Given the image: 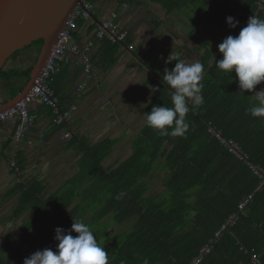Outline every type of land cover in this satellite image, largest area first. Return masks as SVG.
Returning <instances> with one entry per match:
<instances>
[{"label": "trees", "instance_id": "trees-1", "mask_svg": "<svg viewBox=\"0 0 264 264\" xmlns=\"http://www.w3.org/2000/svg\"><path fill=\"white\" fill-rule=\"evenodd\" d=\"M91 1L95 5L96 0ZM114 1L121 8L125 2L135 3ZM154 2L168 15L191 10L198 26L220 32L224 38L239 35L253 15L264 19L259 0ZM229 16L239 21L235 28L228 25ZM84 23L82 20L78 23L75 37ZM116 23L119 33H123L119 18ZM98 24L96 21L93 25L96 31ZM124 33L123 41L103 39L100 42L97 65L104 73L117 64L120 51L131 46V34ZM196 33L193 30L189 42L178 47L175 53L187 63L199 61L204 66L201 93L204 103L187 114V132L175 137L160 135L144 119L133 136L130 153L115 163L111 158L117 141L106 138L93 143L72 132L69 146L79 148L82 158L78 173L71 178L67 189L44 201L39 195L42 190H28L22 195L25 204L30 203L28 198L35 200V225L49 224L55 233L57 227L67 231L74 221H83L91 226L109 254V264L122 261L144 264L146 259L148 264H192L230 215L239 212V206L259 186L260 178L242 160L231 155L210 134L209 127L221 130L224 138L235 140L252 164L264 168V118H255L246 112L254 103V92H240L235 72L224 73L216 67L215 61L222 59L218 45L211 38L201 40ZM42 45L43 41L39 40L25 51L39 52ZM21 53H15L12 58ZM164 59L146 62L150 74L141 94L145 98L141 114L144 118L154 106L172 107L171 90L162 76L166 67L171 70L176 62L166 63ZM6 65L0 71V80L11 85L12 99L26 86L32 67L23 72H7ZM54 88L63 109H68L69 103L77 99L76 91L63 98L56 82ZM152 88L158 90L153 93ZM257 88L264 89V82ZM189 107H192L191 101ZM67 127L66 122L55 129L67 132ZM115 226L119 229H113ZM254 259L264 264V190L254 195L237 224L223 232L201 264H255Z\"/></svg>", "mask_w": 264, "mask_h": 264}, {"label": "crops", "instance_id": "crops-1", "mask_svg": "<svg viewBox=\"0 0 264 264\" xmlns=\"http://www.w3.org/2000/svg\"><path fill=\"white\" fill-rule=\"evenodd\" d=\"M132 1L135 3L131 5L125 2L129 6L125 9L119 7L114 0H96L93 19L84 23L74 38V44L79 45L90 38H96L98 29L96 31L94 28V22L98 21L100 24L113 12L119 11L120 29L131 34L132 43L128 49L124 48L120 51L117 64L104 73L97 65L102 40L95 39L96 47L92 54L93 80L81 98L69 103L71 106L77 103L78 109L67 122V132L56 131V126L52 124L50 110L37 103L30 105L31 112L38 118L25 141L20 143L14 141V121L1 125L0 264H23L25 258L38 250L50 248L55 251L57 248L56 233H53L50 225L34 224L37 207L35 200L28 198L30 203L25 204L22 195L28 190H42L39 195L44 201L49 200L51 195L67 189L71 178L78 173L82 155L79 148L70 147L69 141L62 139L65 133H78L93 143L111 138L117 141L113 149L112 163L125 159L117 155L116 150L122 147V140H125V135L131 128L129 124L125 126L117 116L116 109L120 108L117 103L118 94L124 89L126 94L135 89L136 80L141 75L142 87L141 92L139 90L134 98L136 104L134 99H125V101L129 100L127 116H130L129 110H131L134 118H139L143 105L138 103L142 100L140 97L150 74L145 63L148 46L158 45L156 55L149 58L148 62L157 61L159 58H165L164 62L167 61L170 55L176 53L179 35H182L174 22H180L179 24L183 26L187 25L186 18L184 19L179 12L168 15L154 0ZM188 37L189 33L183 36L182 43H186ZM37 54L35 50L21 53L7 63L6 71L23 72L30 69ZM161 67L163 68L164 65ZM82 68L72 54H69L62 62L55 81L61 97L65 98L76 91L78 84L85 77ZM127 85H131V88L125 87ZM10 86L5 80H0V105L11 100ZM111 94L117 95V98L114 99ZM120 101L122 102L121 98ZM134 108H136L135 112ZM123 109H125L124 106ZM41 136H43V144H38ZM18 156H21L22 161L17 166L15 164L20 160ZM34 195L37 196V194ZM57 204L60 205V203Z\"/></svg>", "mask_w": 264, "mask_h": 264}, {"label": "clouds", "instance_id": "clouds-1", "mask_svg": "<svg viewBox=\"0 0 264 264\" xmlns=\"http://www.w3.org/2000/svg\"><path fill=\"white\" fill-rule=\"evenodd\" d=\"M227 23L235 28L239 21L227 17ZM222 59L215 61L216 67L224 73L236 74L240 92H254V103L246 109L255 118H264V89L256 90L264 82V19L253 15L239 35L226 37L218 45ZM175 61V67L165 69L162 80L171 90L172 107L154 106L145 115L148 127L160 135L183 136L189 124L186 116L197 110L203 103V73L201 62L187 63L173 53L166 63ZM158 89L152 88L155 93ZM191 101V109L189 107ZM169 129L171 131L169 132ZM73 232L77 233L73 236ZM57 248L36 251L24 259L23 264H109V254L98 242L94 231L83 221H74L70 230L55 229ZM121 264H124L122 261ZM144 264H148L147 259Z\"/></svg>", "mask_w": 264, "mask_h": 264}, {"label": "built area", "instance_id": "built-area-1", "mask_svg": "<svg viewBox=\"0 0 264 264\" xmlns=\"http://www.w3.org/2000/svg\"><path fill=\"white\" fill-rule=\"evenodd\" d=\"M258 6L264 12V0H259ZM128 4H123V8H128ZM95 14V5L91 0H81L72 14L68 17L65 27L60 32L55 45L46 61L44 68L42 69L39 77L35 80L33 87L27 93L26 97L18 102L14 107L0 114V128L3 123L8 121L15 122L14 141L17 143L25 141L32 128L36 125L38 116L32 114L30 105L33 103L47 106L52 110V124L56 127L62 126L69 121L72 114L78 109V104L74 103L68 109L61 107L60 96L54 88L56 76L59 73V68L62 62L67 58L69 54H72L77 58L78 64L83 67L84 79L78 84L76 92L77 99L81 98L87 89L89 83L93 79V59L92 54L96 47L97 40L108 39L112 42L123 41L126 33H119L116 20L119 18V13H113L111 17L104 20L98 25V31L96 32V38H90L83 44H74V38L76 30L78 29V23L82 21H91ZM210 134L221 143V145L228 150V152L234 157L242 160L250 170L260 178V184L256 190L239 206V212H235L230 215L227 222L222 228L215 234L200 251V256L193 260L192 264H201L205 256L208 255L215 244L219 242L224 231L228 227H233L240 219V215L243 213L244 208L254 198V195L264 190V168L261 166H255L249 161L248 154L244 149L233 139L224 138L222 131L216 129L213 126L209 127ZM72 138V133H65L63 140L69 141ZM38 144H43V136L39 140ZM14 166V164L12 165ZM256 260V261H255ZM255 264H261L258 259H254Z\"/></svg>", "mask_w": 264, "mask_h": 264}, {"label": "water", "instance_id": "water-1", "mask_svg": "<svg viewBox=\"0 0 264 264\" xmlns=\"http://www.w3.org/2000/svg\"><path fill=\"white\" fill-rule=\"evenodd\" d=\"M81 0H0V71L13 55L42 40L24 89L0 105V114L22 101L39 77L68 17Z\"/></svg>", "mask_w": 264, "mask_h": 264}, {"label": "rangeland", "instance_id": "rangeland-1", "mask_svg": "<svg viewBox=\"0 0 264 264\" xmlns=\"http://www.w3.org/2000/svg\"><path fill=\"white\" fill-rule=\"evenodd\" d=\"M186 12V13H184ZM179 14L186 20V24L185 26L183 25H180L179 23L180 22H174L175 25H176V28L177 30L181 31V34L182 35H179V38L178 41H179V45L178 47L180 46H184V44H187V42H189V38L186 40V43H182V41L184 40L183 36H187L188 33L190 35V33L193 31V30H196L197 33L196 34H200V39L201 40H204V39H208L211 38L212 39V43L217 46L219 45L220 43L223 42V40L225 39L224 38V35L220 32H213L211 30H209L208 28H206L204 25H201V26H198V23L195 21V16H194V13L191 12V10H188V11H183L182 12H179ZM179 15V16H180ZM192 29V30H190ZM157 48H158V45H149L148 46V54L145 56L146 58V62L149 61V58L153 57L154 55H156V52H157ZM195 61L191 62V63H194ZM127 82V81H126ZM140 82H141V75L137 78L136 80V87L135 89H133L132 91H130V93H125V89L124 90H121L120 94H118V98H117V95H114V94H111L113 95V98H117L118 99V106L120 108L117 107L116 111H117V116L120 118L121 122H123V124L125 126H127L128 124L130 125L129 127L131 128V130L125 135V140H122V149L120 148L119 150L117 149L116 150V154L119 155L120 157L122 156V158H125V156H127L129 153H130V147H131V143H132V139H133V136L139 131V129L141 128V126L143 125L144 123V117L140 114V117H135L132 115V111L129 110L131 112L130 116H127L128 114H126V112L128 111V102L129 100L125 101V99L127 98H130V99H134L135 96L139 93V90L141 89V85H140ZM125 87H129L131 88V85H127ZM138 88V89H137ZM137 89V90H136ZM256 90L259 91L261 90V88H257L256 87ZM141 92V90H140ZM120 98L122 100V102L120 101ZM142 100L141 102L138 103V105H143V101H144V97L143 95H141L140 97ZM134 103L136 104V100L134 99ZM137 105V106H138ZM123 106L125 107V109H123ZM120 109V110H119ZM124 110H125V114H124ZM134 112L136 110V108L133 109ZM134 120V122L132 121ZM131 122H133V124H130ZM113 229H119L118 226H115ZM38 240V239H36ZM40 243H41V240H40ZM42 244V243H41ZM256 261V260H255Z\"/></svg>", "mask_w": 264, "mask_h": 264}, {"label": "flooded vegetation", "instance_id": "flooded-vegetation-1", "mask_svg": "<svg viewBox=\"0 0 264 264\" xmlns=\"http://www.w3.org/2000/svg\"><path fill=\"white\" fill-rule=\"evenodd\" d=\"M23 52H26V51L24 50V51H22V53H23Z\"/></svg>", "mask_w": 264, "mask_h": 264}]
</instances>
